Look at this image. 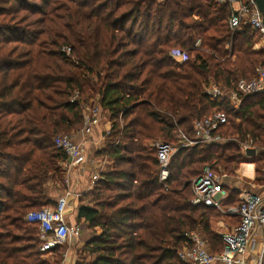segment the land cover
Listing matches in <instances>:
<instances>
[{
    "label": "trees",
    "instance_id": "trees-1",
    "mask_svg": "<svg viewBox=\"0 0 264 264\" xmlns=\"http://www.w3.org/2000/svg\"><path fill=\"white\" fill-rule=\"evenodd\" d=\"M232 12L229 0H0V264H61L62 248L46 259L25 218L56 206L50 185L67 190L53 141L83 127L81 103L95 98L111 123L96 155L111 166L79 198L75 222L90 236L77 264H183L177 254L192 232L223 251L222 234L239 220L194 206L193 183L213 162L230 175L264 164V93L236 111L228 95L205 92L210 81L232 92L264 66L259 37L230 31ZM213 112L227 116L225 142L180 148L160 182L146 143L177 144L178 131L193 139L195 122ZM249 139L253 157L241 149ZM255 172L253 184L264 185V165ZM228 191L225 206H238L241 190Z\"/></svg>",
    "mask_w": 264,
    "mask_h": 264
},
{
    "label": "built area",
    "instance_id": "built-area-1",
    "mask_svg": "<svg viewBox=\"0 0 264 264\" xmlns=\"http://www.w3.org/2000/svg\"><path fill=\"white\" fill-rule=\"evenodd\" d=\"M225 2V0H218ZM232 4L233 12L229 19V29L232 33L242 32L249 29L255 33L258 42H264V22L254 0H229ZM256 43V44H257ZM255 44V46H256ZM201 40L196 42V47L200 48ZM67 55L71 54L69 48L62 49ZM171 57L179 64L187 61L188 57L180 51H173ZM206 94L211 99H217L228 95L229 102L233 109L239 111L243 97L264 93V66L256 69L255 76L251 80L240 79L235 84V90L227 92L210 81L205 89ZM79 95L71 100V103L78 102ZM108 116L105 111L94 105V101L82 104V115L84 124L79 133L82 138H89L97 127L105 125L104 116ZM110 123V122H109ZM111 124V123H110ZM228 124L227 116L222 112H213L202 120L194 124V137L188 138L182 131H179V147H173L165 142H157L149 145L151 150H156L160 166V182L169 180V166L173 155L180 148H188L195 145H213L225 142V139L218 135L222 126ZM105 131V130H104ZM110 130L103 133L104 140L110 134ZM232 140V139H229ZM235 141H237L235 139ZM53 144L57 150L62 152L66 161L63 168L67 171L84 172L86 169L91 175V189L94 184L107 172L111 162L107 158L98 157L94 153H87L84 142H79L69 135H58ZM242 152L246 154L248 150L257 149L251 139L241 144ZM216 162L211 167H207L202 177L193 183L194 206L205 205L213 208L222 217H231L239 220L238 224L228 226L226 232L222 234L224 249L221 253L214 255L208 248L207 241L198 232L186 235L187 243L178 252V258L183 264H264V185L259 187L257 193L254 188L247 184L244 191L241 190L239 205L236 207H226L225 202L231 188L227 184L228 175L222 170H216ZM90 189V190H91ZM72 194L66 190L56 200V206L47 207L39 211H33L26 216V222L36 224L39 227L40 241L42 242L41 252L52 253L57 248L65 246L73 248L78 261L77 249L82 237V228L72 220V208L69 199Z\"/></svg>",
    "mask_w": 264,
    "mask_h": 264
},
{
    "label": "crops",
    "instance_id": "crops-1",
    "mask_svg": "<svg viewBox=\"0 0 264 264\" xmlns=\"http://www.w3.org/2000/svg\"><path fill=\"white\" fill-rule=\"evenodd\" d=\"M258 47H260V48H258ZM254 49L258 50L257 52L264 51V42L263 41L258 42ZM104 120H105L104 121L105 125H103L102 127H97L94 130L93 134L88 138L87 145L85 146L86 152L88 154L94 153L96 150L97 151L102 150L104 147L105 140L103 138V133L106 130L111 129V124L109 123L107 115L104 116ZM75 138L77 141L82 142L81 136L78 135V137H75ZM62 166H63V164H62ZM238 178L240 179V176H238ZM247 180H242V182H240V183H242L241 185L242 186L246 185L245 187H247V184H249L254 188V192L257 193L259 191V187L262 185L253 184L252 180L251 181L249 180L250 182L247 183ZM66 184H67V190L73 195V197H75V198L77 197L76 199H77V201H79L80 196L83 195L84 193L89 192V190L91 189V175L87 169L82 173L79 171H72V172H70V174L66 180ZM233 188H240V187L234 186ZM249 189H251V188L248 187V190ZM50 191L54 195V191L51 188H50ZM63 193H64V191H59L58 193H56L57 199ZM81 238L83 240L80 239L79 247L83 248L85 240H86L85 236H84V231H83ZM86 238L88 239V237H86ZM65 264H77V258L73 255L69 256L68 258L65 259Z\"/></svg>",
    "mask_w": 264,
    "mask_h": 264
},
{
    "label": "rangeland",
    "instance_id": "rangeland-1",
    "mask_svg": "<svg viewBox=\"0 0 264 264\" xmlns=\"http://www.w3.org/2000/svg\"><path fill=\"white\" fill-rule=\"evenodd\" d=\"M254 48H255V46H254ZM258 48H260V47H258ZM70 49V48H69ZM71 50V49H70ZM255 51H258V50H256V49H254ZM72 53V52H71ZM67 55V54H66ZM67 56H71V54H69V55H67ZM76 94H78L79 95V93L78 92H76V93H74V95L71 97V100L76 96ZM80 100V95H79V99L77 100V101H79ZM89 101H94V105L96 106V107H98V108H100V111H102L103 109L101 108V106H100V103H99V100H98V98H95V99H92V100H88L87 102H89ZM86 103V102H85ZM82 104H83V102L81 103V107H82ZM103 116H105V114L103 113ZM81 129H78L77 131H74V132H72L71 134H67V133H62L61 135H69V136H71L72 138H74V139H76L75 137H78V135L79 136H81V134L79 133V131H80ZM178 133H179V131H178ZM178 133H176V138H177V140H178V143L177 144H174V145H172L173 147H176V148H178L179 147V135H178ZM104 137V136H103ZM87 141H88V138H82V142H84L85 143V146L87 145ZM157 142H164L163 140H154V141H151V142H147L146 143V145H147V147H148V149H151L150 147H149V145H151V144H154V143H157ZM169 145H171V144H169ZM106 146V139H105V142H104V147ZM263 165L264 164H261L260 166H259V164H252V165H250L249 166V170H246V169H248V167H246V166H244V165H240V170L238 171V172H240L241 174H239V175H230L228 172H226V171H224V169H223V167L222 166H218V167H216V170H218V171H220V170H222V172L223 173H225V174H227L228 175V179H227V184H228V186H230L231 188H233L234 186H239L240 188V190H242V191H244V190H246V189H248V188H246L245 186L246 185H241L242 183H240V182H242V180H247V183H249L251 180H252V182H254V180H255V178H258V173L257 172H255V170L259 167V169H263ZM63 167V166H62ZM63 170L65 171V178H66V180H67V178H68V176H69V174H70V171H67V170H65L64 168H63ZM238 176H240V179L238 178ZM245 176V177H244ZM252 178V179H251ZM250 180V181H249ZM241 185V186H240ZM50 187H51V189L54 191V195H53V199H54V201H56L57 200V190L58 189H62V187H59V186H54V185H50ZM90 191V190H89ZM77 198V197H76ZM75 197H73V195H72V197H70V199H69V202H70V208H72V214H71V218H72V220H75V216L77 215V209H78V201H77V199H76ZM235 225V224H234ZM84 236H85V239H86V237H89L90 236V234L87 232V231H84ZM81 240H83L82 238H81ZM40 251H41V249H40ZM78 249H77V254H78ZM61 253L63 254V259H62V261H61V264H65V259L66 258H68L69 256H75V252H74V249L73 248H70V247H67V246H65V247H63L62 249H61ZM46 259H48V260H52V255L51 254H49L48 253V255L45 257Z\"/></svg>",
    "mask_w": 264,
    "mask_h": 264
},
{
    "label": "water",
    "instance_id": "water-1",
    "mask_svg": "<svg viewBox=\"0 0 264 264\" xmlns=\"http://www.w3.org/2000/svg\"><path fill=\"white\" fill-rule=\"evenodd\" d=\"M255 1V4L256 6L258 7L260 13L262 14L263 16V22H264V0H254ZM247 156L248 157H253L256 155V151L253 149V150H248L246 152Z\"/></svg>",
    "mask_w": 264,
    "mask_h": 264
}]
</instances>
